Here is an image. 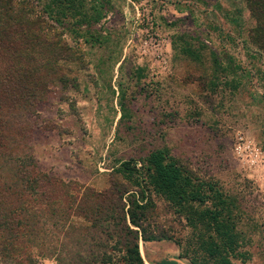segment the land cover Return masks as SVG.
I'll return each mask as SVG.
<instances>
[{
    "label": "rangeland",
    "instance_id": "obj_1",
    "mask_svg": "<svg viewBox=\"0 0 264 264\" xmlns=\"http://www.w3.org/2000/svg\"><path fill=\"white\" fill-rule=\"evenodd\" d=\"M19 1L51 12V0ZM49 22L72 59L61 63L65 78L52 85L35 124L53 127L66 110L75 113L62 130L75 152L85 149L82 168L105 172L106 181L123 180L114 170L130 160L147 181L144 160L169 148L195 178L217 181L236 200L245 243L232 264H264V52L250 38L256 21L246 0H87L83 16ZM144 184L149 229L172 238L141 241L145 264H215L198 249L199 232Z\"/></svg>",
    "mask_w": 264,
    "mask_h": 264
},
{
    "label": "trees",
    "instance_id": "obj_2",
    "mask_svg": "<svg viewBox=\"0 0 264 264\" xmlns=\"http://www.w3.org/2000/svg\"><path fill=\"white\" fill-rule=\"evenodd\" d=\"M86 1L51 0L45 16L19 0H0V264H35L34 257L145 264L141 241L172 239L149 229L145 182L199 232V250L215 264H232L245 243L236 200L217 181L195 178L169 148L144 160L147 181L135 161H124L114 170L123 180L111 179L104 191L42 168L34 118L52 85L65 78L61 63L72 59L69 43L49 21L62 26L83 16ZM246 4L256 21L250 38L264 52V0Z\"/></svg>",
    "mask_w": 264,
    "mask_h": 264
},
{
    "label": "crops",
    "instance_id": "obj_3",
    "mask_svg": "<svg viewBox=\"0 0 264 264\" xmlns=\"http://www.w3.org/2000/svg\"><path fill=\"white\" fill-rule=\"evenodd\" d=\"M51 100L53 98L51 97ZM44 104V103H43ZM75 113H69L67 110L63 113V118L60 117L59 120L53 121L55 124L53 127H46L43 125H36L34 134V143L36 147L37 155L40 159L41 166L44 170L49 171L47 167L51 166L54 170L53 174L67 181H78L84 185L94 187L99 191H104L110 186L108 179V174L99 173H87V167L82 168L86 162V158L83 155V150H76L75 145L71 137H67L68 131L64 132L62 129V122H67L69 117H75ZM54 118V114H52ZM65 120V121H64ZM46 123V122H45ZM66 123H64L65 125ZM67 129V128H65ZM74 129L69 130V134H73ZM44 151L51 152L53 157L41 156ZM58 153V154H55ZM59 155L62 158H59ZM79 164L80 169H76V165ZM78 166V165H77ZM75 167V169H74ZM78 171V172H77ZM146 245L148 244L145 243ZM144 247V245L142 246Z\"/></svg>",
    "mask_w": 264,
    "mask_h": 264
},
{
    "label": "flooded vegetation",
    "instance_id": "obj_4",
    "mask_svg": "<svg viewBox=\"0 0 264 264\" xmlns=\"http://www.w3.org/2000/svg\"><path fill=\"white\" fill-rule=\"evenodd\" d=\"M164 264H187L185 262H182L180 258H172V260H163Z\"/></svg>",
    "mask_w": 264,
    "mask_h": 264
}]
</instances>
